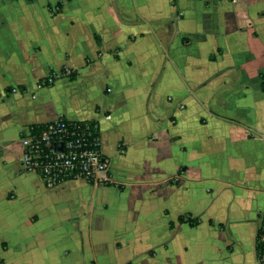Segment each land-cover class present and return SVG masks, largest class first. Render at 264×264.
Masks as SVG:
<instances>
[{"label":"crops","instance_id":"crops-1","mask_svg":"<svg viewBox=\"0 0 264 264\" xmlns=\"http://www.w3.org/2000/svg\"><path fill=\"white\" fill-rule=\"evenodd\" d=\"M59 118L106 173L22 171ZM263 220L264 0H0V264H261Z\"/></svg>","mask_w":264,"mask_h":264},{"label":"built area","instance_id":"built-area-1","mask_svg":"<svg viewBox=\"0 0 264 264\" xmlns=\"http://www.w3.org/2000/svg\"><path fill=\"white\" fill-rule=\"evenodd\" d=\"M34 129L25 131L21 168L39 175L45 186L78 178L92 181L95 174L108 171L109 161L101 155L99 138L87 122L59 118L39 132ZM258 243L262 248L259 260L264 264V234Z\"/></svg>","mask_w":264,"mask_h":264},{"label":"trees","instance_id":"trees-1","mask_svg":"<svg viewBox=\"0 0 264 264\" xmlns=\"http://www.w3.org/2000/svg\"><path fill=\"white\" fill-rule=\"evenodd\" d=\"M87 123H88V125L91 127L94 136H95V137H98V133H97V129H96V127H95V124L92 123V122H87ZM43 129H44V125H41V126H37V127H35L34 130H35L36 132H39V131H41V130H43ZM263 234H264V220H263V222H262V224H261V227H260L259 230H258V234H257V242H258L259 238H260ZM261 251H262V248H261V246H260L259 243H258V244H257V253H258V256H260Z\"/></svg>","mask_w":264,"mask_h":264},{"label":"water","instance_id":"water-1","mask_svg":"<svg viewBox=\"0 0 264 264\" xmlns=\"http://www.w3.org/2000/svg\"><path fill=\"white\" fill-rule=\"evenodd\" d=\"M59 150H61V148H59Z\"/></svg>","mask_w":264,"mask_h":264},{"label":"rangeland","instance_id":"rangeland-1","mask_svg":"<svg viewBox=\"0 0 264 264\" xmlns=\"http://www.w3.org/2000/svg\"><path fill=\"white\" fill-rule=\"evenodd\" d=\"M257 244H258V242H257Z\"/></svg>","mask_w":264,"mask_h":264}]
</instances>
